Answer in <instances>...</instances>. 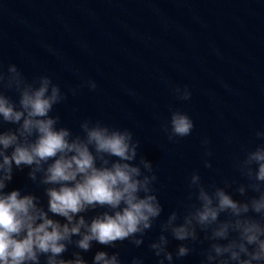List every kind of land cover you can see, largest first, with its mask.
<instances>
[{"label": "water", "instance_id": "water-1", "mask_svg": "<svg viewBox=\"0 0 264 264\" xmlns=\"http://www.w3.org/2000/svg\"><path fill=\"white\" fill-rule=\"evenodd\" d=\"M9 63L29 79L47 74L61 86L67 98L55 111L73 132L84 118L133 132L158 177L161 219L187 203L193 171L206 185L240 180L235 159L261 142L254 129L264 130V0H0V64ZM87 80L96 82L95 90ZM176 85H186L191 99H177ZM7 94L16 99L14 91ZM171 109L194 122L192 133L176 142L162 131ZM26 172H15L9 189L35 192L46 207L42 188ZM158 232L157 223L140 248L124 241L105 250L120 251L122 264L133 255L155 264L147 241ZM99 248L82 254L89 264ZM70 257L71 249L64 254ZM200 259L197 250L174 264Z\"/></svg>", "mask_w": 264, "mask_h": 264}, {"label": "clouds", "instance_id": "clouds-1", "mask_svg": "<svg viewBox=\"0 0 264 264\" xmlns=\"http://www.w3.org/2000/svg\"><path fill=\"white\" fill-rule=\"evenodd\" d=\"M84 84L97 87L94 80ZM79 87L70 89L73 95ZM172 90L179 100L191 99L186 85ZM66 98L51 76L29 79L16 64H0V264H89L82 254L96 244L104 248L95 250L91 264H122L120 251L105 249L124 241L140 248L157 223L158 234L147 241L155 264H174L197 250L199 264H264V130L254 129L261 142L234 161L240 180L206 185L193 171L187 203L161 219L158 177L133 132L92 118L80 120V131L73 132L55 111ZM193 128L179 109H171L162 125L170 142ZM209 143L201 141L204 157L211 155ZM203 165L212 167L208 159ZM25 169L42 188L46 207L35 192L9 189L14 173ZM128 264H145V257L133 255Z\"/></svg>", "mask_w": 264, "mask_h": 264}]
</instances>
